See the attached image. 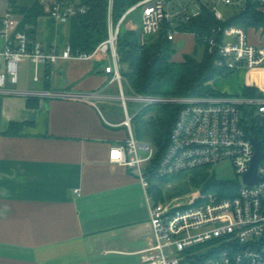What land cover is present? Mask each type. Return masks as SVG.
I'll return each mask as SVG.
<instances>
[{
  "label": "crops",
  "instance_id": "crops-1",
  "mask_svg": "<svg viewBox=\"0 0 264 264\" xmlns=\"http://www.w3.org/2000/svg\"><path fill=\"white\" fill-rule=\"evenodd\" d=\"M9 2L0 0L2 13L10 9ZM42 4L48 13L51 3ZM139 12L126 16L123 29L139 33L144 45L142 26L133 19ZM36 31L45 51L64 53L70 47V24L47 16L39 19ZM173 45L177 64L187 56L201 61L205 53L204 47L197 49L194 35L178 34ZM110 65L100 56L61 60L41 69V81H33L37 86L19 89V83L18 89L118 97L117 85H110L112 78L104 72ZM246 76L238 71L216 79L211 87L221 95H243L260 84ZM3 101L0 264H143L144 253L154 245L155 202L136 171L110 163L111 150L128 139L125 119L120 121L111 106L116 101H33L37 107L24 99ZM121 110L125 117L123 105ZM141 111L130 115L136 118ZM12 124L25 125L20 135H8Z\"/></svg>",
  "mask_w": 264,
  "mask_h": 264
},
{
  "label": "built area",
  "instance_id": "built-area-1",
  "mask_svg": "<svg viewBox=\"0 0 264 264\" xmlns=\"http://www.w3.org/2000/svg\"><path fill=\"white\" fill-rule=\"evenodd\" d=\"M170 0H146L128 14L140 9L143 13V37L161 32L163 25L180 16L186 20L198 17L184 10L172 15ZM228 7H237L241 12L252 2L264 13V0H220ZM211 10L216 20L226 23L216 7ZM82 10L73 5L53 1L49 16L62 25ZM126 18V17H125ZM123 18L117 26L109 23V38L91 55L75 56L68 48L64 53L45 51L40 42L32 41L28 29H20L22 19L10 9L0 11V98L24 100L81 101L94 104L96 100L121 102L125 112L123 127L128 131L127 141L113 148L110 163L137 172L146 190L152 186L150 173L160 179L179 176L183 173L230 164L236 177L243 180V187L234 199L202 205H176L167 200L153 205L151 227L154 245L146 251L143 264H264V166L260 164L256 187L246 188L244 178L250 173L256 150L251 137L258 138L250 129V122L264 119V75L262 83L252 87L255 97L216 96L205 98L151 97L136 94L124 76V67L119 55V39ZM177 32L170 33L174 41ZM209 54H219L217 67L226 73L241 70L264 72V45H252L248 32L241 28H215L205 39ZM104 57L111 65L104 70L117 85L118 97L103 93L79 94L68 91L42 92L21 91L20 72L28 62L34 70L33 81H41V69L51 67L61 60L89 61ZM10 86V87H9ZM125 87L128 88L126 95ZM141 105L142 110L155 107L180 109L170 137V145L155 170L152 169L157 150L151 144H141L135 136L133 120L128 105ZM249 124V126H248ZM249 129V132H248ZM260 141V140H259ZM262 163V162H261ZM200 198L196 197L198 202ZM153 201V198H151Z\"/></svg>",
  "mask_w": 264,
  "mask_h": 264
},
{
  "label": "trees",
  "instance_id": "trees-1",
  "mask_svg": "<svg viewBox=\"0 0 264 264\" xmlns=\"http://www.w3.org/2000/svg\"><path fill=\"white\" fill-rule=\"evenodd\" d=\"M144 1L146 0H58V3L73 5L77 10L83 11L70 22L68 45L72 53L75 56L94 53L108 40L110 21L117 26L132 9ZM9 7L15 16L22 19L20 29L22 31L28 29L30 39L36 41L39 19L49 16L42 0H31L25 5H19L18 0H10ZM124 23L121 26L118 51L125 68L124 76L136 94L151 97L205 98L221 96L213 90L211 83L218 78H229L234 74L226 73L217 67L219 54H209L205 39L218 27L264 32V13L258 11L256 5L250 2L246 10L238 16L226 23H220L211 10L202 6L198 17H191L187 21L185 16H180L172 22L165 23L158 35L151 36L154 40L149 41L151 37H146L148 40L144 45L135 30L123 32ZM173 32L194 35L197 49L205 48L202 60L187 56L184 63L173 62L176 50L173 42L169 40V35ZM243 95L255 97L256 91L249 88ZM33 101L39 100H28V105L37 107L31 105ZM179 112L180 109L177 107L148 108L142 110L133 120L137 140L151 143L157 150L152 164L153 170L169 148L171 133ZM24 126L12 124L8 135H20ZM250 132L263 143L264 152L263 130L253 127ZM150 176L153 183L150 191L155 204H158L164 199L160 184L172 180L173 177L160 179L154 173H150ZM240 189L241 187L233 183L214 181L206 185L203 193H212L213 202H220L236 198ZM201 203L202 198L198 200L197 205Z\"/></svg>",
  "mask_w": 264,
  "mask_h": 264
},
{
  "label": "rangeland",
  "instance_id": "rangeland-1",
  "mask_svg": "<svg viewBox=\"0 0 264 264\" xmlns=\"http://www.w3.org/2000/svg\"><path fill=\"white\" fill-rule=\"evenodd\" d=\"M45 3H53V1L58 0H42ZM169 12L172 15H175L177 13H183L184 10H186L191 16L194 14H197L200 11V8L202 6L204 7H216L217 10L224 16L225 20H230L236 16H238L241 13V10L237 7H228L225 4L221 3L220 0H170L169 2ZM46 6V5H45ZM143 13L139 12L136 14L133 19L134 23H136L137 27L142 26L143 23ZM123 32H126V29H123ZM248 39L249 42L252 45H258L262 46L264 45V32L257 31V30H250L248 33ZM146 42L148 39H145ZM150 40H154L153 37L149 38ZM178 50V47H176ZM245 71L247 74L248 80L250 79L253 83H262L264 72L262 71ZM237 73V72H236ZM235 74V73H234ZM233 74V75H234ZM20 85L19 89H24V87H31V86H37L33 82V76H34V70L29 65L28 62L22 64L21 72H20ZM231 77V76H230ZM228 79V78H223ZM126 95H128V91L126 92ZM241 96V95H239ZM112 108H115L116 112L120 115V121H123L125 119L124 114L122 113V105L120 102L116 101L115 104H111ZM121 107V109H120ZM128 108L130 109L129 112L131 115H134L138 111L142 110L141 105H136L130 103L128 105ZM253 124V126L257 129H262L264 132V119H261L260 117L253 119L252 122H250V126ZM249 126V124H248ZM264 139V135L262 136ZM141 144H148L147 142H141ZM262 166H264V160L261 163ZM172 178V177H171ZM205 179V180H204ZM214 181H220V182H229L238 185L239 187H243V180L236 177V174L234 170L232 169V166L230 164H223V165H217L211 168L196 170L193 172L183 173L181 176H174L172 180H169L168 182L164 184H160V188L163 190V201L164 200L169 203H174L176 205H191V204H197V201L195 200L196 197L202 198V204L211 203L214 200V195L212 193L207 194L203 193L205 190L206 185L209 182Z\"/></svg>",
  "mask_w": 264,
  "mask_h": 264
},
{
  "label": "water",
  "instance_id": "water-1",
  "mask_svg": "<svg viewBox=\"0 0 264 264\" xmlns=\"http://www.w3.org/2000/svg\"><path fill=\"white\" fill-rule=\"evenodd\" d=\"M3 106H5L4 101L2 98H0V129L2 127V122H3ZM251 140L256 150V155L250 173L244 178V186L246 188L256 187L260 183V180L258 178V170L261 162L264 160V152L262 149L263 143L259 141L258 138L251 137Z\"/></svg>",
  "mask_w": 264,
  "mask_h": 264
}]
</instances>
